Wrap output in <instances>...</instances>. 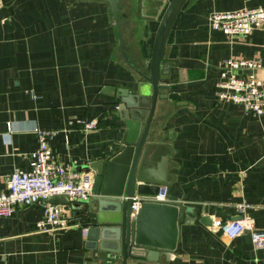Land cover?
Segmentation results:
<instances>
[{"label":"crops","instance_id":"obj_1","mask_svg":"<svg viewBox=\"0 0 264 264\" xmlns=\"http://www.w3.org/2000/svg\"><path fill=\"white\" fill-rule=\"evenodd\" d=\"M169 1L121 0L125 54L142 71ZM254 7L264 9V0H186L168 35L164 59L170 67L160 88L180 100H157L150 139L163 144L169 193L193 216L179 223L166 264H264V248H254L250 235L264 229V114H246L216 94L219 65L230 57L258 59L264 87V22L248 35L227 37L207 21L212 11ZM141 84L121 58L103 0H0V193L14 169H29L37 147L33 126L55 132L49 146L75 170L111 154L126 130L112 96ZM90 121L96 128L85 129ZM50 201L70 228L37 232L42 207L18 206L0 217V264H91L73 201ZM202 215L210 225L197 221ZM243 219V231L233 238L216 225Z\"/></svg>","mask_w":264,"mask_h":264},{"label":"water","instance_id":"obj_2","mask_svg":"<svg viewBox=\"0 0 264 264\" xmlns=\"http://www.w3.org/2000/svg\"><path fill=\"white\" fill-rule=\"evenodd\" d=\"M113 15L119 37V50L124 62L142 77L133 92L119 89L116 110L125 126L115 150L106 157L92 160L80 169L93 173V196L71 204L75 215L82 218L84 248L91 264H166L175 253L180 222H192L191 208L185 207L169 193L166 178V155H160L163 144L150 139V127L158 99L180 100L173 92L160 88L161 76L169 71L164 59L167 38L173 22L186 0H170L159 21L146 70L132 64L125 54L121 0H103ZM158 1V0H156ZM166 187V200L145 201L137 212L131 203L135 194L156 195ZM197 221L210 225L209 216Z\"/></svg>","mask_w":264,"mask_h":264},{"label":"built area","instance_id":"obj_3","mask_svg":"<svg viewBox=\"0 0 264 264\" xmlns=\"http://www.w3.org/2000/svg\"><path fill=\"white\" fill-rule=\"evenodd\" d=\"M212 30L220 31L227 37L248 35L262 27L264 9L260 7L241 8L230 11H212L207 16ZM261 63L258 59L222 60L219 65V78L216 82L217 97L220 101L239 104L246 114L260 117L264 114V87L256 75ZM97 123L90 121L84 124L85 129L96 128ZM12 130L9 123L7 132ZM37 138V147L30 154L29 169H14L6 180V190L0 193V217H9L18 206L40 205L43 217L37 221V232L55 234L65 231L71 224L68 218L60 213L57 204L50 200L64 196L71 201H85L93 196V174L78 171L60 163L48 144L55 132L32 127ZM166 187H160L156 195L135 194L131 203L132 212H137L145 201L166 200ZM242 209L243 205H238ZM222 233L233 238L244 229V219L216 222ZM251 241L254 248H264V229H251Z\"/></svg>","mask_w":264,"mask_h":264}]
</instances>
